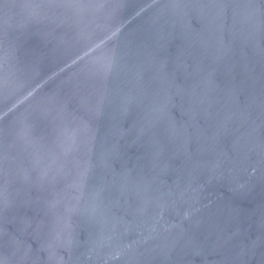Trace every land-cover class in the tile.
<instances>
[{"label":"water","instance_id":"95a60500","mask_svg":"<svg viewBox=\"0 0 264 264\" xmlns=\"http://www.w3.org/2000/svg\"><path fill=\"white\" fill-rule=\"evenodd\" d=\"M0 264H264V0H0Z\"/></svg>","mask_w":264,"mask_h":264}]
</instances>
